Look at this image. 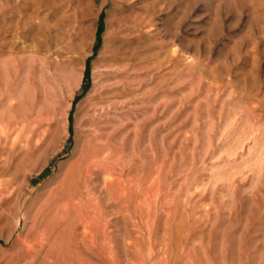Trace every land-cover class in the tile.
I'll return each mask as SVG.
<instances>
[{
  "label": "rangeland",
  "instance_id": "1",
  "mask_svg": "<svg viewBox=\"0 0 264 264\" xmlns=\"http://www.w3.org/2000/svg\"><path fill=\"white\" fill-rule=\"evenodd\" d=\"M0 264H264V0H0Z\"/></svg>",
  "mask_w": 264,
  "mask_h": 264
}]
</instances>
